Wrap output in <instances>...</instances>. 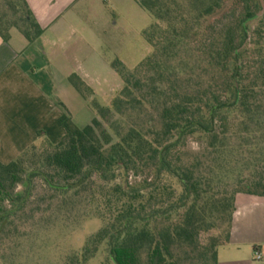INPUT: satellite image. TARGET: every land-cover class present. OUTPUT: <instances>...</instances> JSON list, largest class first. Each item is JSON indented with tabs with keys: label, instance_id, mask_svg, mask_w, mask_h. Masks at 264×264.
<instances>
[{
	"label": "trees",
	"instance_id": "1",
	"mask_svg": "<svg viewBox=\"0 0 264 264\" xmlns=\"http://www.w3.org/2000/svg\"><path fill=\"white\" fill-rule=\"evenodd\" d=\"M134 1L155 19L153 52L133 70L113 64L110 106L92 100L84 128L64 114L58 144L0 162V264L90 218L101 227L82 248L47 264H219L237 197L264 198V14L249 21L261 0ZM14 29L29 44L45 32L27 0H0V38Z\"/></svg>",
	"mask_w": 264,
	"mask_h": 264
},
{
	"label": "crops",
	"instance_id": "2",
	"mask_svg": "<svg viewBox=\"0 0 264 264\" xmlns=\"http://www.w3.org/2000/svg\"><path fill=\"white\" fill-rule=\"evenodd\" d=\"M91 0H27L45 30L34 44L17 30L9 42L0 38V162L9 164L41 138L58 144L65 136L59 119L71 115L79 128L97 117L91 107L95 95L88 76L72 66L74 55L61 33L72 26L64 25L62 16L76 8V13L92 17ZM92 28V18L87 19ZM91 25H90V24ZM66 26V28H65ZM79 76L93 91L86 100L69 78ZM244 249V253L242 250ZM256 248V249H255ZM253 251L263 254L256 261ZM219 264H264V198L239 195L236 201L229 245L218 251Z\"/></svg>",
	"mask_w": 264,
	"mask_h": 264
},
{
	"label": "rangeland",
	"instance_id": "3",
	"mask_svg": "<svg viewBox=\"0 0 264 264\" xmlns=\"http://www.w3.org/2000/svg\"><path fill=\"white\" fill-rule=\"evenodd\" d=\"M89 7L95 15L87 18L76 13V8L69 9L62 20L64 25L72 26L75 30L65 29L61 35L67 41L68 51L79 53L72 58V66L78 73L88 76L95 93L93 100L109 107L122 87V80L113 69V64L119 61L127 69L133 70L151 55L153 49L144 32L155 19L134 0H91ZM90 18L92 28L87 23ZM192 147L197 148V144L192 143ZM135 179L131 177L132 181ZM100 227L97 219L90 218L29 240L17 257L19 264H28L32 259L44 264L54 262L60 255L82 248L86 238ZM251 253L255 251L251 249ZM102 260L103 255L99 254L91 264H100Z\"/></svg>",
	"mask_w": 264,
	"mask_h": 264
},
{
	"label": "water",
	"instance_id": "4",
	"mask_svg": "<svg viewBox=\"0 0 264 264\" xmlns=\"http://www.w3.org/2000/svg\"><path fill=\"white\" fill-rule=\"evenodd\" d=\"M261 3H262V10L256 16H254L253 18L249 19V21H254V20L260 18L264 14V1L261 0Z\"/></svg>",
	"mask_w": 264,
	"mask_h": 264
},
{
	"label": "built area",
	"instance_id": "5",
	"mask_svg": "<svg viewBox=\"0 0 264 264\" xmlns=\"http://www.w3.org/2000/svg\"><path fill=\"white\" fill-rule=\"evenodd\" d=\"M254 258L256 261H261L263 259V254L259 250H255Z\"/></svg>",
	"mask_w": 264,
	"mask_h": 264
}]
</instances>
